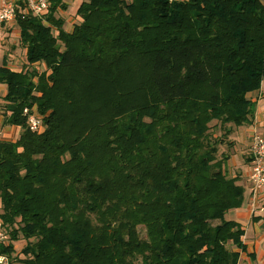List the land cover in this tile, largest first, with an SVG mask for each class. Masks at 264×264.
I'll return each mask as SVG.
<instances>
[{
  "label": "trees",
  "instance_id": "trees-1",
  "mask_svg": "<svg viewBox=\"0 0 264 264\" xmlns=\"http://www.w3.org/2000/svg\"><path fill=\"white\" fill-rule=\"evenodd\" d=\"M48 1L17 3L24 65H0V126L21 131L0 141V254L23 240V264H237L228 136L264 93V0H80L72 32Z\"/></svg>",
  "mask_w": 264,
  "mask_h": 264
},
{
  "label": "crops",
  "instance_id": "crops-1",
  "mask_svg": "<svg viewBox=\"0 0 264 264\" xmlns=\"http://www.w3.org/2000/svg\"><path fill=\"white\" fill-rule=\"evenodd\" d=\"M71 4L68 5L71 6L73 1L70 0ZM65 3L66 1L63 0ZM57 16L61 17V19L64 21V28L67 30V32H72L73 27L72 24H70L71 18L64 17L62 15V10H60L57 13ZM0 29L2 31H8L9 29H14V32L16 33V36L18 34V30L14 26V22L1 24ZM7 34H5L6 36ZM9 55V54H8ZM5 58V55H3V59ZM3 61V60H2ZM10 62H7V66L10 67ZM6 87L3 85H0V98H3L5 94ZM1 121V118H0ZM257 129L261 133H264V93H262V98L259 99L256 103L255 107V115H254V124L249 127H241L237 130H234L232 140L234 141V149L231 152V156H233V159H235V163L232 164V170L235 172H238L242 177V183L246 188L248 187V175H249V157H248V143L250 140V136L252 134L253 129ZM245 130L246 135L242 138L241 141H237L238 132ZM20 129L13 126H0V141H14L18 140L20 137ZM14 135V136H13ZM13 136V138H12ZM243 149V155L240 157L236 155L235 149ZM230 156V157H231ZM237 156L240 160L237 159ZM247 160V161H246ZM245 168L241 169V167ZM248 193V191H247ZM227 217L237 222L241 225L243 229V236L241 238L242 244L245 246L244 251H240V249L232 248L233 251L239 253V264H264V215L258 216L257 218L251 217L248 212V202H247V194L245 192V199L243 205L234 211H231L228 213Z\"/></svg>",
  "mask_w": 264,
  "mask_h": 264
},
{
  "label": "built area",
  "instance_id": "built-area-1",
  "mask_svg": "<svg viewBox=\"0 0 264 264\" xmlns=\"http://www.w3.org/2000/svg\"><path fill=\"white\" fill-rule=\"evenodd\" d=\"M18 2L24 4V10L34 15H42L49 8L48 0H0V25L14 22ZM24 110L27 126L31 131H41V123L34 110ZM249 175H248V211L251 216L264 215V134L253 129L248 143ZM9 243V236L0 219V246ZM9 257L0 254V264H9ZM239 264V262L237 263Z\"/></svg>",
  "mask_w": 264,
  "mask_h": 264
},
{
  "label": "rangeland",
  "instance_id": "rangeland-1",
  "mask_svg": "<svg viewBox=\"0 0 264 264\" xmlns=\"http://www.w3.org/2000/svg\"><path fill=\"white\" fill-rule=\"evenodd\" d=\"M65 1H66L65 6L67 8L65 10H62V15L64 17L71 18L69 20H70V24H72V21L76 20L75 13H76L77 7L80 4V0L73 1L72 5L69 7H68V5L71 4V1L70 0H65ZM60 12H61V10H60ZM5 34H7V35L5 36ZM3 55H5V60H7L8 58L11 59V57H12L13 62H10V64H11L10 67H12L13 70L19 71L20 69H22V67L24 65L23 50L18 46L17 36H16V33L14 32V29H9L8 31H2L0 29V65L2 64ZM36 69L40 72H41V70H44V68L42 66H37ZM263 87H264V84H263ZM260 96L262 98V94ZM3 105H4V102L2 101V98H0V114L1 115L4 112L3 111V109H4ZM231 128H233L232 125H231ZM234 130L235 129H233V131L231 132V134L228 137L232 138ZM262 134H264V133H262ZM244 135H246L245 130L239 131L238 136L236 137L237 141L238 142L241 141L242 138L244 137ZM13 136H12V138H13ZM223 140L225 141V139H223ZM222 146L224 147V144ZM220 150L221 149H219V151ZM242 150L243 149H240V148L235 149L236 155H238L239 157L241 155H243ZM238 156H237V159L240 160ZM234 163H235V159H233V156H231L229 159L230 167H232V164H234ZM241 169H244V171H245L244 166L241 167ZM246 194L248 196L247 191H246ZM23 245H24L23 240H20V241L14 243L15 250H14V253L12 255L11 262H9V264H23V263L17 261V259L23 258V255L20 252Z\"/></svg>",
  "mask_w": 264,
  "mask_h": 264
},
{
  "label": "bare ground",
  "instance_id": "bare-ground-1",
  "mask_svg": "<svg viewBox=\"0 0 264 264\" xmlns=\"http://www.w3.org/2000/svg\"><path fill=\"white\" fill-rule=\"evenodd\" d=\"M249 157V156H248ZM249 164V163H248ZM247 191H248V187H247ZM247 202H248V196H247ZM249 212V211H248ZM251 216V215H250ZM258 216H262V215H257V216H251V217H255L257 218ZM2 221V220H1ZM242 238V237H241ZM15 249V248H14ZM241 251V250H240ZM13 255V254H12Z\"/></svg>",
  "mask_w": 264,
  "mask_h": 264
}]
</instances>
